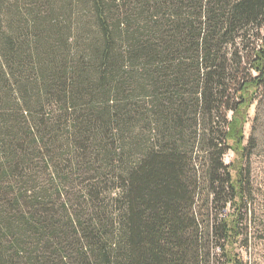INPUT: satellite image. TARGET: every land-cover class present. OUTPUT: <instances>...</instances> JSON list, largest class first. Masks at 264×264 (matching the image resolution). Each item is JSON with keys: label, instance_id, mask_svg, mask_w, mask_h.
I'll return each instance as SVG.
<instances>
[{"label": "trees", "instance_id": "obj_1", "mask_svg": "<svg viewBox=\"0 0 264 264\" xmlns=\"http://www.w3.org/2000/svg\"><path fill=\"white\" fill-rule=\"evenodd\" d=\"M78 1L72 28V3L26 0L16 15L0 0V264H245L264 0ZM63 129L99 145L110 210L99 169L83 199L71 191L90 161L40 189L21 175L19 145H56ZM129 145H143L133 161Z\"/></svg>", "mask_w": 264, "mask_h": 264}, {"label": "rangeland", "instance_id": "obj_2", "mask_svg": "<svg viewBox=\"0 0 264 264\" xmlns=\"http://www.w3.org/2000/svg\"><path fill=\"white\" fill-rule=\"evenodd\" d=\"M7 5V12L12 14L11 9H14L15 14L17 15L16 9L18 8L21 12L23 8V2L26 0H4ZM59 2L61 0H58ZM65 2L72 3L71 7V15L69 17L68 25L73 28V25H77L78 22L82 23L85 21L87 17L86 12L81 9L78 0H64ZM19 2L18 4H15ZM12 7L9 9V7ZM22 6V9H21ZM27 5H25L26 9ZM18 11V12H19ZM1 18V17H0ZM8 90V89H7ZM68 129H63L60 134V142L56 145H43L42 142H35L34 145H19L23 146L24 150L27 151L26 158L27 161L23 167V170L20 172L21 175H24L26 172H31L36 178L35 186L40 189L41 185L49 186L53 183L54 179H58L59 174H63V171L67 170L68 166L76 164V161L79 163H89L93 164L92 170H89V174L87 172H82L76 174L77 184L71 188L72 193L77 192V196L82 198L83 194V186L87 184V186H91L95 181H86L90 177H95V173H98L99 182L105 180H109L110 178L106 177L107 168H105L106 163H104V157L101 154L97 153L96 146L99 145H73L70 144L71 138L68 136ZM244 142L243 145L248 149L249 155V165H250V173H251V185H252V202L250 206V228H251V238L250 244L247 249L244 248L242 253L244 255L245 264H264V88H261L256 94V100L248 110L247 120L244 125ZM70 144V145H69ZM230 145H236L234 141L230 142ZM117 145H110L109 154H111L112 149ZM123 147L125 145H122ZM130 147H134L133 152L128 151L126 153L128 155H124L130 161H133L137 154H139L140 149H142L143 145H129ZM78 147H82L80 150ZM52 151V152H51ZM51 152V153H49ZM70 160L72 161L71 165H69ZM239 157L235 153L234 150H230L224 156V164L230 165L231 163L238 162ZM2 163H6L2 159V155L0 152V165ZM2 169L0 168V172ZM84 171V169L82 170ZM20 174H18V179H21ZM30 175V173L28 174ZM76 179V178H75ZM74 179V180H75ZM114 179H110V190L104 186V181L101 182L100 188L98 186L101 194L99 195V201H104L103 205L108 207L110 210V199L116 197L118 194V190L113 189L112 185ZM85 182V183H84ZM97 182V181H96ZM75 184V182H73ZM89 183V184H88ZM98 183V182H97ZM106 183V182H105ZM98 185V184H97ZM106 185V184H105ZM69 189V186H67ZM66 188V189H67ZM65 194V192H64ZM74 198V196H71ZM77 199V198H76ZM83 199V198H82ZM78 201V200H76ZM82 201V200H81ZM75 202V200H73ZM102 204V203H101ZM85 207V204H83ZM211 212H216L215 205H210ZM228 211H226L227 214ZM222 213H225L224 211ZM223 215L220 214L219 218ZM218 252V251H217Z\"/></svg>", "mask_w": 264, "mask_h": 264}]
</instances>
